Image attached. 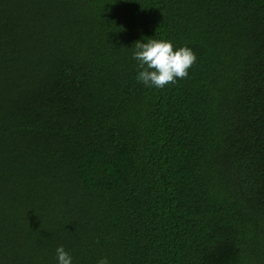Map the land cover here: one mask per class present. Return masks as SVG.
<instances>
[{"label":"trees","instance_id":"obj_1","mask_svg":"<svg viewBox=\"0 0 264 264\" xmlns=\"http://www.w3.org/2000/svg\"><path fill=\"white\" fill-rule=\"evenodd\" d=\"M190 47L164 88L135 43ZM264 264V0H0V264Z\"/></svg>","mask_w":264,"mask_h":264},{"label":"clouds","instance_id":"obj_2","mask_svg":"<svg viewBox=\"0 0 264 264\" xmlns=\"http://www.w3.org/2000/svg\"><path fill=\"white\" fill-rule=\"evenodd\" d=\"M133 58L138 61L137 80L145 87L164 88L175 84L179 79L189 75V69L196 63V54L190 47L174 48L171 41L165 39H148L137 41ZM58 264H72V256L63 245L56 249ZM97 264H109L102 258Z\"/></svg>","mask_w":264,"mask_h":264}]
</instances>
